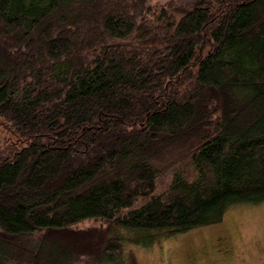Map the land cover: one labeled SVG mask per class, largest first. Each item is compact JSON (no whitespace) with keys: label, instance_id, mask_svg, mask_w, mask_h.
I'll use <instances>...</instances> for the list:
<instances>
[{"label":"trees","instance_id":"16d2710c","mask_svg":"<svg viewBox=\"0 0 264 264\" xmlns=\"http://www.w3.org/2000/svg\"><path fill=\"white\" fill-rule=\"evenodd\" d=\"M1 123L0 264H123L261 204L264 0H0Z\"/></svg>","mask_w":264,"mask_h":264},{"label":"rangeland","instance_id":"374dc122","mask_svg":"<svg viewBox=\"0 0 264 264\" xmlns=\"http://www.w3.org/2000/svg\"><path fill=\"white\" fill-rule=\"evenodd\" d=\"M0 143V157L26 145L2 123ZM94 225L100 223L84 222L74 229ZM125 255L123 264H264V202L231 207L218 224L170 236L149 247L128 245Z\"/></svg>","mask_w":264,"mask_h":264},{"label":"flooded vegetation","instance_id":"af4514ba","mask_svg":"<svg viewBox=\"0 0 264 264\" xmlns=\"http://www.w3.org/2000/svg\"><path fill=\"white\" fill-rule=\"evenodd\" d=\"M225 242V241H224ZM224 244V243H223Z\"/></svg>","mask_w":264,"mask_h":264}]
</instances>
